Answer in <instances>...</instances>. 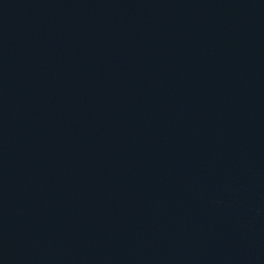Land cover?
Segmentation results:
<instances>
[{
	"label": "water",
	"instance_id": "95a60500",
	"mask_svg": "<svg viewBox=\"0 0 264 264\" xmlns=\"http://www.w3.org/2000/svg\"><path fill=\"white\" fill-rule=\"evenodd\" d=\"M0 264H264V0H0Z\"/></svg>",
	"mask_w": 264,
	"mask_h": 264
}]
</instances>
